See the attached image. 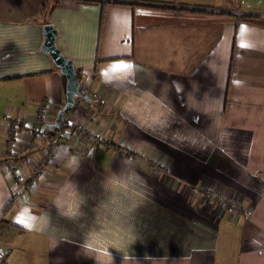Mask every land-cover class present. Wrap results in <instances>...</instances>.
<instances>
[{
    "label": "crops",
    "instance_id": "0c3cea01",
    "mask_svg": "<svg viewBox=\"0 0 264 264\" xmlns=\"http://www.w3.org/2000/svg\"><path fill=\"white\" fill-rule=\"evenodd\" d=\"M236 10L264 0H0V118L28 126L42 101L52 117L64 103L45 24L102 100L65 111L87 145L62 138L40 177L46 134L16 132L23 187L0 167L5 264H264V20Z\"/></svg>",
    "mask_w": 264,
    "mask_h": 264
},
{
    "label": "built area",
    "instance_id": "2783aa9c",
    "mask_svg": "<svg viewBox=\"0 0 264 264\" xmlns=\"http://www.w3.org/2000/svg\"><path fill=\"white\" fill-rule=\"evenodd\" d=\"M103 1V0H102ZM235 15L242 16H252L264 20V13L259 12H248L244 13L241 11H232ZM77 96L73 98V105H76L85 98L91 99L95 104H101V98L98 96L97 92L90 91L87 87L77 88ZM48 109L46 103H40L37 105L34 112V121L31 125L26 126L25 121L22 118H11L9 119L8 113L4 112L0 118L4 125V139H5V152L7 154L8 160L3 161L0 164L1 170L3 171L6 177H15V185L19 188L23 187L19 184L17 179L19 175L15 173L16 163L12 161V158L18 154L19 147L14 143V136L18 130H24L26 134L25 143L28 144L32 142L33 139L39 138L41 135L46 134L48 137L45 145V152L41 158H39L34 166L32 177H40L41 172L43 171V166L46 160L52 159L55 149L57 148L59 141L62 138H67L69 141L65 144V149L67 151L75 149L79 145L86 146L87 141L83 138V126L80 123H75L67 125L64 122L57 129H50L45 131H40V124L45 122L48 118L45 115V110ZM99 143H102L105 139L99 137ZM204 197L208 200H211L215 205L220 206L230 213H233L236 216L242 215V209L238 203L234 200H223L220 195L212 190L202 189ZM0 264H5L4 256L0 252Z\"/></svg>",
    "mask_w": 264,
    "mask_h": 264
},
{
    "label": "water",
    "instance_id": "95a60500",
    "mask_svg": "<svg viewBox=\"0 0 264 264\" xmlns=\"http://www.w3.org/2000/svg\"><path fill=\"white\" fill-rule=\"evenodd\" d=\"M41 30L43 39L39 51L46 53L50 57L51 62L64 79V103L56 112L53 122L40 127L39 130L43 131L44 129H56L62 124L63 113L72 107L73 98L78 94L79 83L70 60L62 56L54 45L55 32L51 25L45 24Z\"/></svg>",
    "mask_w": 264,
    "mask_h": 264
},
{
    "label": "rangeland",
    "instance_id": "374dc122",
    "mask_svg": "<svg viewBox=\"0 0 264 264\" xmlns=\"http://www.w3.org/2000/svg\"><path fill=\"white\" fill-rule=\"evenodd\" d=\"M41 103H44L43 101L41 102ZM40 104V103H39ZM48 110V109H47ZM47 110H45V115L47 116V120L45 121V122H43L42 124H40V126L39 127H41L42 125H44V124H50V123H52L53 122V120H54V117H52V116H50L48 113H47ZM65 113V112H64ZM63 113V114H64ZM33 118H34V116H33ZM63 123V122H62ZM32 124V123H31ZM30 124V125H31ZM57 129V128H56ZM47 131L48 129H44L43 131ZM50 130V129H49ZM47 139H48V137L46 136V141H47Z\"/></svg>",
    "mask_w": 264,
    "mask_h": 264
},
{
    "label": "trees",
    "instance_id": "16d2710c",
    "mask_svg": "<svg viewBox=\"0 0 264 264\" xmlns=\"http://www.w3.org/2000/svg\"><path fill=\"white\" fill-rule=\"evenodd\" d=\"M7 209V206L4 207V209L2 210L1 214H3Z\"/></svg>",
    "mask_w": 264,
    "mask_h": 264
},
{
    "label": "snow or ice",
    "instance_id": "6c2138e0",
    "mask_svg": "<svg viewBox=\"0 0 264 264\" xmlns=\"http://www.w3.org/2000/svg\"><path fill=\"white\" fill-rule=\"evenodd\" d=\"M117 67L122 68V67H125V66L124 65H118ZM127 67H130V66H127Z\"/></svg>",
    "mask_w": 264,
    "mask_h": 264
}]
</instances>
